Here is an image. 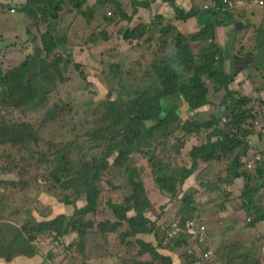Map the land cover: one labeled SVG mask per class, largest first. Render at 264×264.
Wrapping results in <instances>:
<instances>
[{"label": "rangeland", "instance_id": "1", "mask_svg": "<svg viewBox=\"0 0 264 264\" xmlns=\"http://www.w3.org/2000/svg\"><path fill=\"white\" fill-rule=\"evenodd\" d=\"M126 1L148 8L154 0ZM161 1L169 9L144 22L146 9L135 17L122 1L0 0V264H195L201 246L192 236L168 239L172 224L192 218L208 238L232 230L227 247L264 245V205L255 208L250 195L256 168H247L264 150V72L252 74L261 86L244 106L242 93L204 71L216 53L206 27L174 0ZM219 4L221 24L222 13L232 14ZM176 70L193 83L182 97L165 91L160 76L176 80ZM155 99L173 110L145 127L139 115L151 114ZM171 118L179 125L166 131ZM227 205L237 220L223 213ZM248 208L256 210L251 222ZM259 222L258 242L245 230ZM240 255L215 252L196 264H235Z\"/></svg>", "mask_w": 264, "mask_h": 264}, {"label": "crops", "instance_id": "2", "mask_svg": "<svg viewBox=\"0 0 264 264\" xmlns=\"http://www.w3.org/2000/svg\"><path fill=\"white\" fill-rule=\"evenodd\" d=\"M6 1L7 4L15 3L17 5H22V2H24V0L21 1L6 0ZM115 1L119 4L120 1H122V3H124L125 6H128L129 9L132 11V13H134L135 17L139 14V12H144L140 9H146L148 14L144 12V14L147 17V20L144 22L150 21L151 13L157 15L156 12H160L158 14L163 15V12L169 9V7L166 6L161 0L152 1L153 3H151V5L148 8L145 7L131 8L126 0H120V1L115 0ZM213 1L214 0H174V3L178 9H181L185 12L188 11L187 13H189L190 11L193 10L190 8L192 5L196 8L194 9V11L198 10L202 12L207 9H214L215 6L206 5V4L212 5ZM220 1H223L225 3L226 7H224L223 9L228 14H232V16L230 15L226 16L225 24L223 23L219 24L218 22H216L215 18L218 16V14L216 16H212V15L209 16V20L213 21V23H216L214 29V39H215L214 44L216 45V53L213 55L215 66L220 64L222 74L226 77H231L230 80L226 83L230 85L229 88L232 91L242 93L241 95L246 98H250V97L256 98L258 96V91L260 90V86H261L260 82L262 81V79L261 77H259L260 82L256 83V76L252 77V74L255 72L256 74L261 75L264 72V70H261V68L257 66L259 61L258 58H260V56L262 57L264 56V0H220ZM260 3H262V5ZM206 6L208 8H206ZM204 7L206 9H204ZM1 9L3 8L1 7L0 10ZM244 13L246 18L243 17ZM188 17H193V21L196 20L198 21L196 16H188ZM166 18L168 19L169 17ZM4 19L5 18H3L0 15V27L2 26L1 21ZM181 19L183 20L185 18L181 17L180 15V21L178 23H182V24L187 23V20L181 21ZM198 23L203 26V24H201L199 21ZM8 27L10 28V26ZM12 27L15 26L12 25ZM18 35H14L15 40H18L17 37ZM31 41L34 42L33 40ZM256 43L261 48L259 49V51L256 50L252 53L251 51H249V49ZM220 50L223 51L221 55H220L221 53ZM205 52H207V50H205ZM262 59H264V57ZM220 60L223 63H219ZM252 65H256L255 67L259 69L258 72L255 68H252L253 67ZM261 100L264 102V97H262ZM252 172H253L252 173L253 177L255 176L254 178H256L257 180L254 182L255 184L253 185V188H251L250 195L252 201H255L254 204L256 207L255 206L254 207L257 209H261L264 204L259 203V200L264 196V171L261 170L260 168H256L253 169ZM239 179L240 178H238V182ZM187 182L189 183V185L191 184V177H188ZM242 185L243 184L236 185L233 188L237 192L239 191L238 188H241ZM241 200L243 202L242 198ZM230 210L232 211L228 212ZM243 211L245 215V210ZM216 212L217 210H215V213ZM223 213L226 215H235L234 220H237L238 213L235 211V206L229 205L228 207L227 205L226 210H224ZM244 215L243 214L241 215V220L244 218ZM261 223L263 222H259L254 227L245 230L246 232H248L249 236H252L253 240L257 238L258 242L261 240L263 234ZM211 231L213 233V236H210L209 238L207 237V240L209 239L208 250L210 251L211 256L207 260H209L212 257V254L215 252L216 253L218 252L219 255L221 254L223 257H228L230 251L235 249L236 255L244 254L237 256L236 260L234 261L235 264H264V245H262L261 243L242 241L243 243L237 244L236 248L227 247L225 245V242L230 236H233V231L229 230L226 233L223 231V227ZM159 247L161 246L159 245L156 246V248ZM227 248H228V253H227ZM204 252L205 251L203 250V248L200 247L198 256L196 257L195 260L196 261L199 260L198 259L199 255Z\"/></svg>", "mask_w": 264, "mask_h": 264}, {"label": "trees", "instance_id": "3", "mask_svg": "<svg viewBox=\"0 0 264 264\" xmlns=\"http://www.w3.org/2000/svg\"><path fill=\"white\" fill-rule=\"evenodd\" d=\"M214 3H216L214 9H207V10L202 11V12L198 11V10H195V11L192 10V11L189 12L190 16H196L198 21L201 24H203V26L206 27V29L208 31V39L210 40V42H213L215 40L214 39V29H215L216 23H213V21H210L209 20V16H211V15L212 16H216L217 14H219V9H220L219 0H214ZM216 8H218V9H216ZM222 17H223L222 23L225 24V22H226L225 13H222ZM28 33H30V31ZM105 35H106V33H105ZM125 36H127V35H125ZM107 38H109V37L107 36ZM33 40H36V37ZM213 46L216 47V45H214V44H213ZM178 58L181 59L182 62L185 65H190L193 62V57H192L191 53L189 51H187V50L180 51V54H179ZM212 60L213 59L211 58V60L208 61L205 64V66H204L205 73H207L210 76V78H218L220 80H224L225 82H228L231 77H226V76H224L222 74L221 65L220 64H218L216 66L214 64V66H213L214 70H213V68H212L213 62H212ZM22 63H23V68L27 67V69H24V71L21 72V73L25 74V73H27L29 71V62H28V60H25ZM220 63H223V62L220 60ZM27 64H28V66H27ZM175 73L177 74V77H175L176 80L173 79L172 78L173 76H170V75H168V78L164 79L165 75H162L160 73V76L162 77V80H164L163 81V84H164L163 87H164V90L167 91L168 93H175L179 97H182V96L179 95V93L182 92V90L184 88H186V87H192L193 83L191 82L190 79H184L183 76H182V72H180L179 70H176ZM169 78H172L173 81L169 80ZM239 100H241V102H242V104L244 106L247 105V103H248V99L246 97H241ZM149 108L152 111L151 114L143 113V114L139 115V117H143L144 118V120H141V119L140 120L141 121H145V124H144L145 127H148V125H147L148 122H151L150 126L155 125V124H158L159 126L162 125L164 120L168 117L169 113L172 112V110H173L171 105H166L165 107L160 108L159 107V102H157L156 99L154 100V103L149 105ZM173 122H174L173 118H171L170 120L167 121V123L165 124V128H167L166 131H170L171 129H173L177 125H179V123H176L175 125L170 126ZM231 150H232V145H228L227 146V151H231ZM246 178L249 179V177H246ZM83 190H84V187L80 188V192H82ZM85 196L88 197V194H86ZM85 196H82V197H85ZM60 203L61 202H55V203H52V205L56 206L57 204H60ZM65 204H67V203L65 202ZM60 205L65 206L64 202H62ZM89 206H90L89 205V201H87L86 206H84L81 210H84V209L88 208ZM76 208L80 209L78 206ZM113 210L116 213H118L119 212V207L114 205L113 206ZM57 211L60 212L61 208L59 207V209ZM63 214L64 213L62 212L61 215H63ZM56 216L57 217L52 219V220L57 219L60 215L59 216L56 215ZM263 220H264V215H263V217H261L259 219V221H263Z\"/></svg>", "mask_w": 264, "mask_h": 264}, {"label": "built area", "instance_id": "4", "mask_svg": "<svg viewBox=\"0 0 264 264\" xmlns=\"http://www.w3.org/2000/svg\"><path fill=\"white\" fill-rule=\"evenodd\" d=\"M260 4L262 5V3ZM111 15L112 13H109V16ZM252 164H254V168H260L261 170L264 171V150L254 152L251 162L247 164V168L251 167ZM255 211L256 210L254 208H248L245 211L246 222L252 221V217H254ZM202 221H203L202 219L197 220L196 218H192L185 221L183 227H180L178 223H174L171 225V229H170L171 234L170 235L168 234V239H170L171 237L180 236L182 234L192 236L191 238L193 239L195 244L200 245L205 251L204 253L199 255L198 257L199 260H197L196 263H199V261H205L211 256V253L208 250L209 246L207 240L206 227L202 223Z\"/></svg>", "mask_w": 264, "mask_h": 264}, {"label": "flooded vegetation", "instance_id": "5", "mask_svg": "<svg viewBox=\"0 0 264 264\" xmlns=\"http://www.w3.org/2000/svg\"><path fill=\"white\" fill-rule=\"evenodd\" d=\"M264 133V130H262V133L261 134H263Z\"/></svg>", "mask_w": 264, "mask_h": 264}]
</instances>
